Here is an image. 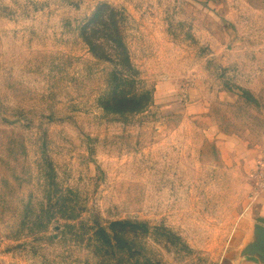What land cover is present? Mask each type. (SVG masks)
<instances>
[{"label": "rangeland", "instance_id": "1", "mask_svg": "<svg viewBox=\"0 0 264 264\" xmlns=\"http://www.w3.org/2000/svg\"><path fill=\"white\" fill-rule=\"evenodd\" d=\"M262 172L264 0H0V264H264Z\"/></svg>", "mask_w": 264, "mask_h": 264}, {"label": "trees", "instance_id": "2", "mask_svg": "<svg viewBox=\"0 0 264 264\" xmlns=\"http://www.w3.org/2000/svg\"><path fill=\"white\" fill-rule=\"evenodd\" d=\"M101 15V14H100ZM87 28L84 27L83 32H85L84 39L86 43L90 46L93 52H96L97 47H101L100 44H97L93 41L90 36L88 37ZM118 47L120 48L117 51V60L115 64L118 62L125 63L129 66L131 62L129 57L125 53V49L123 48V43L121 41L117 42ZM121 52V53H120ZM121 54V57H120ZM138 228H143L144 231L148 232V224L146 222H141L137 220H129V219H120L110 222L107 228L100 227L96 230V234L98 238H100V243L102 246L113 248L116 251L119 249L120 251H130L131 254H134L135 250V238L137 235Z\"/></svg>", "mask_w": 264, "mask_h": 264}, {"label": "crops", "instance_id": "3", "mask_svg": "<svg viewBox=\"0 0 264 264\" xmlns=\"http://www.w3.org/2000/svg\"><path fill=\"white\" fill-rule=\"evenodd\" d=\"M255 206L258 213V219L264 226V188H262L255 196Z\"/></svg>", "mask_w": 264, "mask_h": 264}, {"label": "water", "instance_id": "4", "mask_svg": "<svg viewBox=\"0 0 264 264\" xmlns=\"http://www.w3.org/2000/svg\"><path fill=\"white\" fill-rule=\"evenodd\" d=\"M261 230H262V233H263V237H262V244H263V246H264V228H263V229H261ZM257 250L264 252V249H263V248H261V247H259ZM257 250H256V251H257Z\"/></svg>", "mask_w": 264, "mask_h": 264}, {"label": "built area", "instance_id": "5", "mask_svg": "<svg viewBox=\"0 0 264 264\" xmlns=\"http://www.w3.org/2000/svg\"><path fill=\"white\" fill-rule=\"evenodd\" d=\"M260 185L262 188H264V172L261 173V182Z\"/></svg>", "mask_w": 264, "mask_h": 264}]
</instances>
